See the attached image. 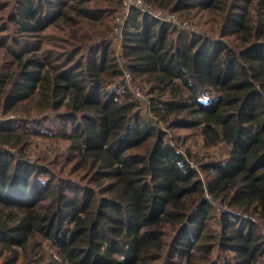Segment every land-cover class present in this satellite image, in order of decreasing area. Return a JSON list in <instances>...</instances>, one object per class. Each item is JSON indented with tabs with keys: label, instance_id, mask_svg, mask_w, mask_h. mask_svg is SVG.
Instances as JSON below:
<instances>
[{
	"label": "trees",
	"instance_id": "obj_1",
	"mask_svg": "<svg viewBox=\"0 0 264 264\" xmlns=\"http://www.w3.org/2000/svg\"><path fill=\"white\" fill-rule=\"evenodd\" d=\"M2 2L0 116L24 124L0 125V264H264V0H144L204 31L132 9L124 65L123 0ZM159 123L228 157L195 167ZM33 136L56 163L27 158Z\"/></svg>",
	"mask_w": 264,
	"mask_h": 264
},
{
	"label": "rangeland",
	"instance_id": "obj_2",
	"mask_svg": "<svg viewBox=\"0 0 264 264\" xmlns=\"http://www.w3.org/2000/svg\"><path fill=\"white\" fill-rule=\"evenodd\" d=\"M4 0H0V20L5 17L4 12L2 11V5ZM134 4H139L138 0L134 1ZM144 1V0H143ZM141 10V8H140ZM148 12L150 15L160 18L162 21L168 22L169 25L181 27L183 30H185L187 33H194V32H201L204 31V26L201 24L199 25L197 22H199V18H201V14L196 13L193 11L194 14L192 17V20L188 18H184L180 16L179 14H172L168 11H162V10H156L148 6L145 9V12ZM127 12V13H126ZM131 8L127 10H123L121 14L118 16L119 19L123 21L122 19H125L126 14H130ZM118 20V19H117ZM117 20L115 21V26L117 23ZM0 23V27H1ZM0 35H2L0 33ZM60 35V33L58 34ZM113 47L116 50V54L118 56V59L122 65H124L125 60L123 58V37L121 34H118V32L113 30ZM14 68L13 58L11 55L5 50L0 49V77L4 76L5 74L9 73ZM126 84L130 91L134 96H136L140 100V109L143 116L151 118L156 121L154 118V114L151 112V106H150V100L149 95L147 94L148 87L144 85L140 80L134 79V77L126 71V79L123 82ZM35 104L31 103V106L33 107ZM31 109V114L34 116L35 110L34 108ZM50 119L43 123L44 126H47L48 128L52 129V132L56 130V121L54 116H50ZM12 117L8 116H0V125L2 123H13V125H23V121L14 120L11 121ZM6 123V124H7ZM40 124L41 121L37 118H32L29 120V128L31 130L33 129H39L40 130ZM161 132L166 135L165 141L172 142L173 145L178 146L179 149L183 153H190L189 159L192 160V164L195 167H199V164L206 162L210 159H218V160H224L228 157V148L223 145L219 144L213 148H207L204 146V142L202 140V137L199 133H197L196 130H182V129H169L166 124L159 123ZM43 130V129H42ZM40 130V131H42ZM57 144L46 140L44 138L33 136L31 140L30 146L27 148L26 155L27 158L37 161L41 158L43 159H49L52 160L54 163H56V158L54 159V151L56 149ZM63 151V150H61ZM61 163H65V160L61 159ZM58 164L56 165V169L59 171H65L66 173L69 171L70 165L66 164L62 165ZM69 175V174H64ZM4 259V256L0 257V262H2Z\"/></svg>",
	"mask_w": 264,
	"mask_h": 264
},
{
	"label": "built area",
	"instance_id": "obj_3",
	"mask_svg": "<svg viewBox=\"0 0 264 264\" xmlns=\"http://www.w3.org/2000/svg\"><path fill=\"white\" fill-rule=\"evenodd\" d=\"M136 1V0H134ZM138 3L139 4H134L133 1L131 0H123V7L125 10L131 8L132 9H137V10H140L141 8V11H144L145 12V9L147 8V6L145 5L144 1L143 0H138ZM127 13V12H126ZM128 17H129V13L126 14L125 16V19H122L123 21H121L118 17L116 20H117V23H116V26L114 28V31L118 32V34H121L123 33V28L128 20ZM169 22V21H168Z\"/></svg>",
	"mask_w": 264,
	"mask_h": 264
},
{
	"label": "clouds",
	"instance_id": "obj_4",
	"mask_svg": "<svg viewBox=\"0 0 264 264\" xmlns=\"http://www.w3.org/2000/svg\"><path fill=\"white\" fill-rule=\"evenodd\" d=\"M206 102V101H205Z\"/></svg>",
	"mask_w": 264,
	"mask_h": 264
}]
</instances>
